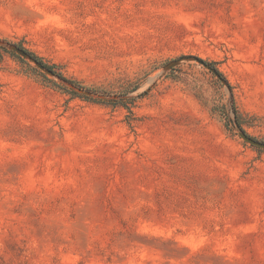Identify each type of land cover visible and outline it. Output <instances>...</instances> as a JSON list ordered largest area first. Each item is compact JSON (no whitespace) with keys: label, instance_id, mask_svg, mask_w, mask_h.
<instances>
[{"label":"rangeland","instance_id":"obj_1","mask_svg":"<svg viewBox=\"0 0 264 264\" xmlns=\"http://www.w3.org/2000/svg\"><path fill=\"white\" fill-rule=\"evenodd\" d=\"M240 132L264 0H0V264H264Z\"/></svg>","mask_w":264,"mask_h":264},{"label":"water","instance_id":"obj_2","mask_svg":"<svg viewBox=\"0 0 264 264\" xmlns=\"http://www.w3.org/2000/svg\"><path fill=\"white\" fill-rule=\"evenodd\" d=\"M14 51L16 52V53H18L19 55H21V56H23V57H27V55H26V53L25 52H23V51H21V50H19V49H15L14 48ZM33 61V63L36 65V67H38L39 69H41V70H44V67L41 65V64H39L38 62H36V61H34V60H32ZM47 74H51V72L50 71H48V70H46L45 71ZM239 136L241 137V139L243 140V141H245L246 143H248V144H250V145H252V146H254V147H257V148H259V149H263L264 150V143H261V142H258V141H255V140H253L252 138H250V137H248L247 135H245V134H243V133H239Z\"/></svg>","mask_w":264,"mask_h":264},{"label":"trees","instance_id":"obj_3","mask_svg":"<svg viewBox=\"0 0 264 264\" xmlns=\"http://www.w3.org/2000/svg\"><path fill=\"white\" fill-rule=\"evenodd\" d=\"M34 58V57H33ZM35 60H37V59H35ZM38 61V60H37ZM39 62V61H38Z\"/></svg>","mask_w":264,"mask_h":264}]
</instances>
